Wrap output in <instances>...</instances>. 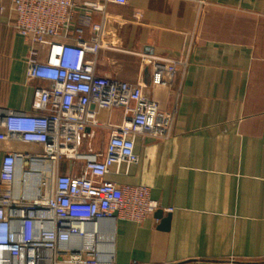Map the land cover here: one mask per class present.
Listing matches in <instances>:
<instances>
[{
  "label": "crops",
  "instance_id": "1",
  "mask_svg": "<svg viewBox=\"0 0 264 264\" xmlns=\"http://www.w3.org/2000/svg\"><path fill=\"white\" fill-rule=\"evenodd\" d=\"M75 2L105 6L92 23H106L113 49L98 54L96 74L141 85L161 111L175 114L167 138L137 135L139 162L114 165L105 177L147 187L158 204L141 223H116L115 263L264 264V0ZM11 5L1 3L0 108L31 113L35 88L46 84L27 76L29 46ZM78 12L76 20L85 13ZM91 36L86 28L83 39ZM143 57L186 66L169 86H153ZM97 121L84 151L104 152L112 127L127 119L115 109L98 111ZM32 148L0 143V163ZM81 166L62 159L60 172L76 176Z\"/></svg>",
  "mask_w": 264,
  "mask_h": 264
},
{
  "label": "built area",
  "instance_id": "2",
  "mask_svg": "<svg viewBox=\"0 0 264 264\" xmlns=\"http://www.w3.org/2000/svg\"><path fill=\"white\" fill-rule=\"evenodd\" d=\"M11 4L14 28L29 46L27 76L46 85L35 88L31 113L0 108V143L33 146L7 153L0 163V264H116V223H141L158 204L147 187L119 186L105 177L114 165L139 162L137 135L167 138L175 114L161 111L141 85L96 74L98 54L113 49L106 23H92L95 13H105L104 5ZM79 9L85 13L76 20ZM86 28L90 40L83 39ZM142 62L152 68L153 86H169L186 66L155 57ZM115 109L124 111L126 123L112 127L104 152L84 151L88 130L99 126L98 111ZM62 159L81 162L80 174H62Z\"/></svg>",
  "mask_w": 264,
  "mask_h": 264
},
{
  "label": "water",
  "instance_id": "3",
  "mask_svg": "<svg viewBox=\"0 0 264 264\" xmlns=\"http://www.w3.org/2000/svg\"><path fill=\"white\" fill-rule=\"evenodd\" d=\"M162 215H163V212L162 211L157 212V217L158 218H162ZM169 224H170V215L167 217L166 220L163 221L162 228L163 229H168L169 228Z\"/></svg>",
  "mask_w": 264,
  "mask_h": 264
},
{
  "label": "rangeland",
  "instance_id": "4",
  "mask_svg": "<svg viewBox=\"0 0 264 264\" xmlns=\"http://www.w3.org/2000/svg\"><path fill=\"white\" fill-rule=\"evenodd\" d=\"M26 166H28V165L26 164Z\"/></svg>",
  "mask_w": 264,
  "mask_h": 264
}]
</instances>
